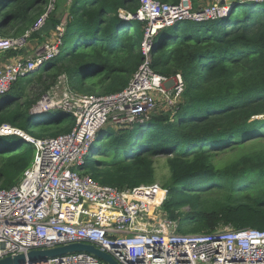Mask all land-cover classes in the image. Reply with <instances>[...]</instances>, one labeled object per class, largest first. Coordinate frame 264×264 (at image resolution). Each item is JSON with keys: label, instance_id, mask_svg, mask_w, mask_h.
Instances as JSON below:
<instances>
[{"label": "trees", "instance_id": "trees-1", "mask_svg": "<svg viewBox=\"0 0 264 264\" xmlns=\"http://www.w3.org/2000/svg\"><path fill=\"white\" fill-rule=\"evenodd\" d=\"M235 1L216 19L183 20L158 30L150 66L168 77L183 76L182 102L100 140V162L88 159L85 166L104 185L133 188L155 183V160L166 155L170 176L163 184V209L182 234H210L225 226L264 230V1ZM51 2L0 0L3 38L29 33L28 41H42L50 28L57 32L61 26V4L67 12L59 53L0 95V129L10 125L38 137L30 109L63 74L80 93L110 95L124 90L145 62L148 24L129 17L140 0H56L44 27L32 30ZM240 5L248 7L239 11ZM19 54L22 49L7 50L2 60ZM75 121L56 110L35 125L56 137L69 133ZM108 141L117 144L116 153ZM34 154L35 147L18 134L0 132V190L21 181ZM225 154L231 159L219 165L217 158Z\"/></svg>", "mask_w": 264, "mask_h": 264}, {"label": "built area", "instance_id": "built-area-1", "mask_svg": "<svg viewBox=\"0 0 264 264\" xmlns=\"http://www.w3.org/2000/svg\"><path fill=\"white\" fill-rule=\"evenodd\" d=\"M55 1L34 29L45 23ZM200 10L192 11L190 0L178 5L140 0V9L129 17L148 24L146 59L129 85L115 94H86L73 89L63 74L57 88L38 102L39 113H71L76 121L69 133L40 138L10 125L1 127L2 135L18 134L33 145L35 154L21 181L0 190V259L83 242L109 253L120 264H264V230L225 226L210 234H182L178 222L163 209L166 187L152 183L119 189L100 183L85 168L94 143L105 139L110 130L115 133L147 122L160 100L173 107L181 103L186 87L183 76L168 77L150 66L152 38L159 29L179 21H204L205 13L216 19L225 13L217 6ZM66 18L48 50L37 52L36 58L19 54L0 64V95L18 76L44 68L59 53ZM28 36L0 37V52L22 49ZM59 88L61 94L54 95ZM25 264L108 263L88 252H74Z\"/></svg>", "mask_w": 264, "mask_h": 264}, {"label": "rangeland", "instance_id": "rangeland-1", "mask_svg": "<svg viewBox=\"0 0 264 264\" xmlns=\"http://www.w3.org/2000/svg\"><path fill=\"white\" fill-rule=\"evenodd\" d=\"M190 3H191L192 11H195V10L198 11L199 9H201L200 11H202V10H204L207 7L210 8V7L217 6L219 8V11L225 10V12H226L234 5V4L233 5L225 4L224 2L222 4H220V3L217 2V0H196L197 8H195L193 0H190ZM248 5H240L239 6V11L244 10L246 7H248ZM54 7H55V3H54ZM54 7H53V9H54ZM64 12H65V7H64L63 4H61L59 9L57 10V13H58V15L62 16L64 14ZM205 16L211 17V15H208L206 13H205ZM208 17H206L204 20L210 19ZM34 26H33L32 30H40L41 28L44 27V23L42 24L41 27H39L37 29H34ZM48 31L49 32L45 33V38L42 41H39L37 39H31V40L28 41V37H27L26 38L27 39L26 40V44L22 48V51H23L22 55L25 56L26 58H31V57L36 58L37 57V52L41 53V52H43L45 50H48L52 45H55L57 36H53V37L51 36L52 33L55 30L50 28ZM0 37H2V36H0ZM69 83H70L71 86H73L72 80L69 79ZM57 84H58V81L53 87H56ZM74 84H75V82H74ZM89 84H90V82H88V84H87L88 87H90ZM56 88H52V89H56ZM61 91H62V88L57 89L55 91L54 95H60ZM159 103H160V105H159L158 110H156L153 114L162 113L164 111H169V110H172V109L175 108L173 106H169V104L166 101H163V100H160ZM45 114H46V112H41V113H33L32 112V115H33L34 119H33V123H32L31 129L40 138H46L47 135L45 134L44 128L42 126L35 125V122L37 120L42 119L45 116ZM64 125H65V122L62 123V126H64ZM115 131H117V130H115ZM111 136H113V131L112 130H110L107 133L106 139H111ZM107 144L111 145L110 149L112 150V152L116 153L117 144H115V142H113V141H108ZM99 145H100L99 142H95L93 147H92L91 153L88 155L89 161H91L93 163L100 162V159L102 158V155L98 154V152H97L98 148H99ZM108 155H109V151L106 154L105 158H107ZM231 156H232V154L222 155L221 157L217 158L216 162L219 165H223L224 163H226L227 161H229L231 159ZM155 169H156V177H155L156 181H155V183H159L160 185H163L169 179V176H170V171H169V166H168L167 156L166 155H161V156H158L156 158V160H155Z\"/></svg>", "mask_w": 264, "mask_h": 264}, {"label": "water", "instance_id": "water-1", "mask_svg": "<svg viewBox=\"0 0 264 264\" xmlns=\"http://www.w3.org/2000/svg\"><path fill=\"white\" fill-rule=\"evenodd\" d=\"M236 1L230 0L228 4L233 5ZM42 105L37 103L30 109V113H39L41 111ZM33 116V115H32ZM74 252H88L95 255L99 259L107 262L108 264H120L112 255L104 252L97 248L95 245L90 243H71L68 245L58 246L54 248L47 249H37L31 250L28 254L20 253L17 255H10L5 258L0 259V264H25L27 261L29 263L46 262L48 259L61 257L65 254Z\"/></svg>", "mask_w": 264, "mask_h": 264}, {"label": "crops", "instance_id": "crops-1", "mask_svg": "<svg viewBox=\"0 0 264 264\" xmlns=\"http://www.w3.org/2000/svg\"><path fill=\"white\" fill-rule=\"evenodd\" d=\"M66 16H67V12L64 13V18H65ZM51 36H52V37H53V36H56V32L54 31V32L52 33ZM2 56H3V55H2V52H0V64L3 63L4 61H6V60H4V61L2 60V59H3Z\"/></svg>", "mask_w": 264, "mask_h": 264}]
</instances>
